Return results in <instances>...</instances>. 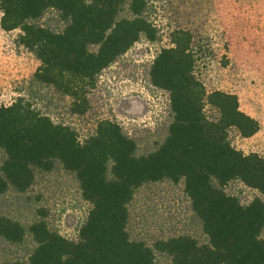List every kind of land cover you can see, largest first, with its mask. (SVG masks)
<instances>
[{"label":"trees","instance_id":"1","mask_svg":"<svg viewBox=\"0 0 264 264\" xmlns=\"http://www.w3.org/2000/svg\"><path fill=\"white\" fill-rule=\"evenodd\" d=\"M151 6V0H0V26L20 31V45L40 59L35 78L70 97L72 114L85 115L103 72L143 38L158 39ZM50 11L62 28L39 24ZM171 41L150 68L152 84L169 93L171 115L166 137L151 152L140 153L137 140L111 119L82 139L25 97L0 103V196L28 192L39 173L62 168L76 176L91 205L76 239L52 229L44 214L28 226L1 214L0 238L18 245L31 236L35 247L27 259L0 264H164L159 254L172 264H264V155L245 153L231 139L232 129L250 138L261 124L241 108L238 94L209 91L199 78L191 30L175 29ZM164 181L184 183L208 242L189 234L153 244L132 236L137 191ZM233 181L260 195L243 202L227 189Z\"/></svg>","mask_w":264,"mask_h":264},{"label":"rangeland","instance_id":"2","mask_svg":"<svg viewBox=\"0 0 264 264\" xmlns=\"http://www.w3.org/2000/svg\"><path fill=\"white\" fill-rule=\"evenodd\" d=\"M151 5L158 39L143 38L103 72L90 92L91 108L85 115L72 114L70 97L35 78L40 59L36 51L20 45V31L6 32L0 26V103L11 104L25 97L55 121L73 127L82 139L95 133L99 121L111 119L137 140L140 153L151 152L166 137L171 115L169 93L152 84L150 68L161 49L172 45V32L184 28L194 34L197 74L208 90L238 94L241 108L261 124L260 131L250 138L232 129L234 146L245 153L264 155V0H151ZM1 15L0 11V20ZM38 22L57 29L64 26L55 11ZM206 110L211 117L218 115L210 105ZM3 156L0 150V162ZM227 189L245 203L260 195L241 181L231 182ZM90 208L76 176L62 168L39 173L28 192L10 190L0 196V215L7 214L28 226L44 214L52 229L70 239L78 237ZM130 212L129 229L134 238L153 244L189 234L201 243L208 242L183 182L141 187ZM34 247L31 236L18 245L0 238V261L27 259ZM158 256L162 263L172 264L168 255Z\"/></svg>","mask_w":264,"mask_h":264}]
</instances>
